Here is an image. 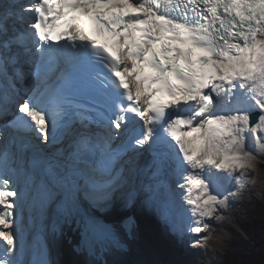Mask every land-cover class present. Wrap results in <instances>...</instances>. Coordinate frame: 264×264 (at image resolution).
I'll return each instance as SVG.
<instances>
[{"label": "snow or ice", "instance_id": "1", "mask_svg": "<svg viewBox=\"0 0 264 264\" xmlns=\"http://www.w3.org/2000/svg\"><path fill=\"white\" fill-rule=\"evenodd\" d=\"M77 10L95 14L98 35L119 37L115 54L75 26L64 43L52 40L49 30ZM25 14L26 28L10 25ZM25 64H34L31 89ZM9 112L0 125V264H47L26 247L21 184H35L36 168L51 178L41 185L47 200L83 192L107 204L128 186L131 201L145 154L149 202L201 247L264 155V0H0V117Z\"/></svg>", "mask_w": 264, "mask_h": 264}, {"label": "bare ground", "instance_id": "2", "mask_svg": "<svg viewBox=\"0 0 264 264\" xmlns=\"http://www.w3.org/2000/svg\"><path fill=\"white\" fill-rule=\"evenodd\" d=\"M8 119H9L8 114H5L4 116L0 117V125L5 124ZM250 147H251V144H250ZM260 161L264 162V155H260V157L257 161V164H258L257 171L250 173L251 176L255 177V182L254 183L250 182V184H249L251 186L262 181L261 177L259 176L260 175V169L259 168L261 166V164L259 163ZM140 169H141V166H140ZM140 177L141 176L139 175V178ZM139 180H138V182H139ZM134 187L136 189V195H135V199H134V206L130 210L126 209V205L128 203V199H127L126 194L130 190L129 187H127L125 190L120 192L119 195L117 194V196L115 197L116 201L111 200L113 202V203L112 202L110 203L112 206L107 205V207L105 206V207L101 208L102 206H104L103 204L100 205V204H97L93 201H90L91 203L94 204L91 207L92 208L96 207V209H99L97 212L104 217H108V219L113 217V215H112L113 213H115V215L121 217L122 215L127 214L128 212H131V211L134 212L137 216V222L140 223V227L138 229L140 231L139 237L142 238V239L140 238V240L142 242H145L144 236L146 238H147V234L149 236H152L153 231H154L153 234L158 233V234H161L165 237V233L162 234L161 231L158 232L159 223L155 222L156 220L153 219L151 214H150V212L153 213L154 210H156L160 213L159 209L149 202V197L147 196V192L146 191L144 192V190L141 189V186L139 184L137 185V180L136 181L134 180ZM119 189L120 188H118V190ZM51 200H47L45 198L44 193L42 195L39 193H35L34 195H31L29 198H25L24 203L26 204V208H27V209H25V218H24V223L27 226L26 235L34 233L37 236V239H35L36 241L35 240L30 241L29 240L28 242H30V243H26V246L27 247L29 246V247H31L32 250H34V259L38 260V261H47V263H48L50 258H52L53 256L55 258L59 259L61 256L63 257V254H66V255H69V257H70V264H87L86 261L84 260V255L81 252L80 246L78 244H76L78 242V237H77L78 229L76 227H74L73 221L70 224H69V221L67 218L65 219V221H62L60 223V225H61L60 226L61 227L60 232L54 231V230L53 231L49 230V229H47V227L45 228V230H42V228H41L42 224L47 223L45 221V216H47V215L49 216L51 213V207H52V202H53ZM86 200H88V199H86ZM27 204H30L32 206L27 207ZM178 206L179 205L177 203L176 209L178 208ZM37 214L42 215L44 217L42 222H38V220L36 219ZM177 215L178 214L175 213L174 221L178 227L180 225V221H178ZM30 216H31V219H30ZM224 218H225V215H224ZM162 221L164 222L165 220H162ZM154 223L158 228L153 225ZM160 223H162V222L160 221ZM171 224H172V222H171ZM47 230L51 231L49 233L50 235L48 237H53V240L54 239L58 240V241L54 240L56 243H54V241L52 240L53 246L54 245L55 246H62L63 247L62 250H56L53 252V250H52L53 248L50 249L48 247L49 248L48 249L49 254L46 253L47 245H46V242L44 239L47 238V235H46ZM144 232L146 233V235H144ZM170 233H171L172 237H174V234L176 236L177 232L170 230ZM140 234L142 236H140ZM216 236L219 239L224 237L223 233L220 231V229L217 230ZM46 241H48V240H46ZM155 244H156V247L159 249V251H157V252L161 255L164 252H167L169 257L167 256L166 259H171L173 262L178 261V257L174 256V255H176V254L183 255L182 250H178L180 248V244L176 245L177 249L174 246V244H173V246L170 245L171 249L173 251V254L171 253L170 249L169 250L167 249L168 244L159 243L158 241L155 242L153 245H155ZM139 246H140V248H136L137 245L134 246L135 248L131 247L132 249H130V252L126 253L122 257H119V258L117 257L114 259L110 258L108 263H106V264H158L154 260L155 255H153V252L152 253L150 252L148 247H143V244H140ZM151 251H153V250L151 249ZM184 256L185 255H183V257ZM60 262L55 261V262H50V264H60Z\"/></svg>", "mask_w": 264, "mask_h": 264}, {"label": "rangeland", "instance_id": "3", "mask_svg": "<svg viewBox=\"0 0 264 264\" xmlns=\"http://www.w3.org/2000/svg\"><path fill=\"white\" fill-rule=\"evenodd\" d=\"M259 163L261 164L259 168L260 169L259 176L261 177L262 181L252 186L249 185L245 190H242L240 196L236 197L235 199L231 201L230 206L227 209L223 210V214L225 215L224 220L209 221V223L213 225L214 232L212 231V229H209V232H212V235L209 237V240L206 244L198 248L191 247L190 246L191 242L198 238L195 235L186 234L184 236H181L179 232H177L176 236L174 234V237H172L170 233V230L171 231L173 230L171 222L165 220L158 211L154 210L153 213H151L150 211L149 212L152 218L156 220L155 222L159 223V228L155 225V223L153 225L158 228V232L161 231L162 234L165 233V237L158 233L153 234L154 233L153 231L152 236H149L148 234H147V238L144 236L145 242H142L143 247H148L150 252L151 253L153 252V255H155L154 260L158 264H225L226 255H228L229 253L232 254V251L234 250L233 244L237 243V236H236L237 233L236 232H240L245 238L250 240L249 235L246 233V231L242 227V224H244L246 220H249L250 214L252 215V213H254L255 209L258 206V203L264 201V162L260 161ZM227 187L229 188V190H234L233 185H228ZM123 190L125 189H121V190L117 189L115 192H113L111 200L116 201L115 197L117 196V194L119 195L120 192H122ZM110 203L104 204V206H102L101 208L105 206L107 207V205H111ZM94 209H96V207H94ZM177 216H178L177 218L178 221H180V215L178 214ZM162 220H165V221L163 222ZM160 221L162 223H160ZM46 224H42V227H43V228L41 227L42 230H45V228L47 227ZM138 224H139L138 226L140 227V223ZM219 229L223 233V236H224L223 238H220V239L217 238L216 236V232ZM50 232L51 231L47 230L46 232L47 238L44 239L47 245V247L45 246L47 254H49L48 253L49 248L50 249L53 248L52 249L53 252L56 250L63 249L62 246H55V245L53 246L52 242L54 240L56 241L58 240L57 239L53 240V237H48L50 235L49 234ZM144 235H146L145 232H144ZM200 235H208V233H201ZM140 236L142 235L140 234ZM157 241L159 243L168 244L167 249L168 250L170 249L172 254H173V251L171 249V246H173L174 244V246L177 249L176 245L180 244V248L178 250H182V253L185 256L183 257V255H179V254L174 255L178 257V261L176 262H173L171 259H166L167 256L169 257L168 253L164 252L162 255L159 254L157 252L159 251V249L156 247V244L153 245ZM54 243L56 242L54 241ZM253 244L254 242H251V245ZM136 248H140V246H137ZM27 249L29 253V258L34 259V251L29 246L27 247ZM151 249L153 251H151ZM55 261H58V262L61 261L60 264H70V257L69 255H66V254H63V257L61 256L59 259L53 256L52 258H50L47 264H50V262H55ZM261 264H264V260Z\"/></svg>", "mask_w": 264, "mask_h": 264}, {"label": "trees", "instance_id": "4", "mask_svg": "<svg viewBox=\"0 0 264 264\" xmlns=\"http://www.w3.org/2000/svg\"><path fill=\"white\" fill-rule=\"evenodd\" d=\"M242 227L250 240L236 232L237 243L233 244L232 254L226 255L225 264H261L264 260V201L258 203Z\"/></svg>", "mask_w": 264, "mask_h": 264}, {"label": "water", "instance_id": "5", "mask_svg": "<svg viewBox=\"0 0 264 264\" xmlns=\"http://www.w3.org/2000/svg\"><path fill=\"white\" fill-rule=\"evenodd\" d=\"M131 247H134V246H131ZM131 249H132V248H131ZM128 252H130V250H129ZM128 252H127V253H128ZM125 254H126V253H125ZM125 254H124V255H125Z\"/></svg>", "mask_w": 264, "mask_h": 264}]
</instances>
